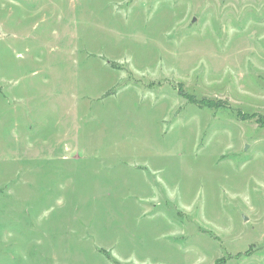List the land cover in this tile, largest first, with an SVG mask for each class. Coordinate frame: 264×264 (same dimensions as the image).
Listing matches in <instances>:
<instances>
[{
	"label": "rangeland",
	"instance_id": "obj_1",
	"mask_svg": "<svg viewBox=\"0 0 264 264\" xmlns=\"http://www.w3.org/2000/svg\"><path fill=\"white\" fill-rule=\"evenodd\" d=\"M239 111L264 115V0H0V264H264Z\"/></svg>",
	"mask_w": 264,
	"mask_h": 264
},
{
	"label": "trees",
	"instance_id": "obj_2",
	"mask_svg": "<svg viewBox=\"0 0 264 264\" xmlns=\"http://www.w3.org/2000/svg\"><path fill=\"white\" fill-rule=\"evenodd\" d=\"M181 96H183L184 99H186L190 104H194L200 108H206V109H221L224 108L225 105H227V102L222 101H215L212 99H198L195 95L187 94L183 91L180 92ZM238 118L241 120H256L259 126L264 127V115L255 114L253 116L245 115L242 112H238Z\"/></svg>",
	"mask_w": 264,
	"mask_h": 264
},
{
	"label": "water",
	"instance_id": "obj_3",
	"mask_svg": "<svg viewBox=\"0 0 264 264\" xmlns=\"http://www.w3.org/2000/svg\"><path fill=\"white\" fill-rule=\"evenodd\" d=\"M195 21V19H193V21L192 22H194Z\"/></svg>",
	"mask_w": 264,
	"mask_h": 264
}]
</instances>
